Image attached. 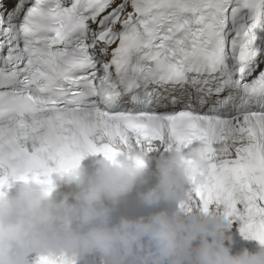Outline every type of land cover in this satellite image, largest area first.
<instances>
[{
    "label": "snow or ice",
    "instance_id": "1",
    "mask_svg": "<svg viewBox=\"0 0 264 264\" xmlns=\"http://www.w3.org/2000/svg\"><path fill=\"white\" fill-rule=\"evenodd\" d=\"M155 141L206 143L181 206L264 243V0H0V177Z\"/></svg>",
    "mask_w": 264,
    "mask_h": 264
},
{
    "label": "clouds",
    "instance_id": "2",
    "mask_svg": "<svg viewBox=\"0 0 264 264\" xmlns=\"http://www.w3.org/2000/svg\"><path fill=\"white\" fill-rule=\"evenodd\" d=\"M155 147L114 145L111 157L88 152L47 174L0 177V264L87 253H98L104 264H264L260 241L255 250H233L225 211L181 206L207 165L208 145L177 144L159 156ZM90 156V166L84 165ZM152 161L156 179L150 184ZM133 191L147 212L120 211Z\"/></svg>",
    "mask_w": 264,
    "mask_h": 264
}]
</instances>
